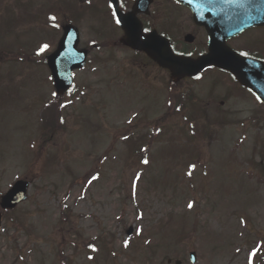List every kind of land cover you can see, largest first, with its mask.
Returning a JSON list of instances; mask_svg holds the SVG:
<instances>
[{
    "label": "rangeland",
    "instance_id": "obj_1",
    "mask_svg": "<svg viewBox=\"0 0 264 264\" xmlns=\"http://www.w3.org/2000/svg\"><path fill=\"white\" fill-rule=\"evenodd\" d=\"M24 2L16 8L18 0H0V193L16 180L31 182L29 201L1 228L0 264H114V254L116 264H189L190 251L196 264H247V251L264 241V108L240 91L224 97L231 87L217 73L173 86L169 74L142 56L92 47L87 67L74 75V96L81 98H62L70 101L66 127L47 129L41 142V102L54 91L42 58L55 42L34 24L50 12L47 1ZM170 5L159 0L148 22L159 30V21L176 18L169 35L179 45L193 26L186 12L171 14ZM90 14L78 25L79 48L94 43L95 26L87 24L107 30ZM253 39L243 46H254ZM44 42L50 51L30 64L1 58L31 57ZM177 95L183 109L168 116L166 102L177 106ZM159 121L162 135L154 139L151 127ZM141 149L147 151L136 154ZM135 173L141 175L133 194ZM92 175L99 178L86 183ZM63 205L71 212L65 221Z\"/></svg>",
    "mask_w": 264,
    "mask_h": 264
},
{
    "label": "water",
    "instance_id": "obj_2",
    "mask_svg": "<svg viewBox=\"0 0 264 264\" xmlns=\"http://www.w3.org/2000/svg\"><path fill=\"white\" fill-rule=\"evenodd\" d=\"M224 9L223 19L218 23L219 27L225 25L230 27L221 33L219 30H216L214 26H211L213 28L209 31V36L211 37L209 53L198 58L196 61L175 57L170 52L167 42L162 40L159 42L158 38L151 37L146 41H140L137 34L130 28H128V33L126 32L127 35L124 38V43L134 49L144 50L148 56L159 65L169 69L174 78L194 76L211 66L227 71L232 74L240 84L247 87L256 96H259L260 100L264 103V66L260 63L240 57L224 45L225 38L236 35L239 31L248 26L262 23L260 19L264 16H259V14L263 9L251 7L249 12L243 11V7H229ZM221 15L222 14L218 15V18ZM221 37L222 41L219 39ZM69 48H71V46H68L67 49ZM55 83L59 93H62L69 85L66 84L65 86L59 81ZM26 187V184L18 183L10 193L3 198V206L13 207L15 203L23 200L25 198L24 194Z\"/></svg>",
    "mask_w": 264,
    "mask_h": 264
},
{
    "label": "snow or ice",
    "instance_id": "obj_3",
    "mask_svg": "<svg viewBox=\"0 0 264 264\" xmlns=\"http://www.w3.org/2000/svg\"><path fill=\"white\" fill-rule=\"evenodd\" d=\"M89 3H91V0H88ZM192 0H189V3H191ZM218 3H227V4H236L240 7L244 6L245 0H203V3L200 6V10L201 11H214L216 5ZM107 8L109 10V18L110 20L116 25V26H121L124 23H129L130 25L132 24L131 21V17L128 14V9H127V5L125 3V0H107ZM48 21H49V26L53 29H59L61 27V25L59 23H57V19L58 17L56 15H49L48 16ZM150 29L148 28H144L143 32L147 33L149 32ZM51 47L50 43L48 42H44L38 45L37 49L34 52V56L35 57H42V55ZM180 55H183V53H180ZM188 55H191V53H188ZM240 56L242 57H247L249 54L247 52H240L239 53ZM74 75V73H72ZM52 77H49V79H51ZM202 77L201 75H196L194 77V79L196 80H200ZM65 91L68 92V95H71V87L69 86L68 88L65 89ZM51 96L53 98H56L58 96V93L56 91H53L51 93ZM257 100H260V97L257 96L256 97ZM67 103H70V101H67L66 103H61L59 104V107L64 108L67 106ZM169 103L171 104V101H169ZM179 110V109H177ZM61 123H63V119L61 118L60 120ZM127 137H125L126 139ZM144 151H147V149H145ZM143 164L147 165L149 163L148 159H144L142 161ZM196 164L192 163L189 165V171H188V175L191 176L192 172L196 169ZM140 173H135L133 176V181H132V189H133V194H135V188H136V184L137 182L140 180ZM99 177L98 175H92L90 179L86 180V183L91 184L93 181L97 180ZM194 201H190L187 204V207L189 209H192L194 207ZM142 218V214L140 216L137 217ZM243 223V221H242ZM142 230L141 229H137L136 232L137 234H139ZM129 241L125 240L124 241V247H128ZM89 248L92 249V251H96L97 249L95 248L94 245H87ZM262 248H264V241H261L260 243L256 244L255 247H253L247 256V264H253L254 261V257L257 255V252L260 251ZM240 250L237 249V252H239ZM89 259H92V257H89Z\"/></svg>",
    "mask_w": 264,
    "mask_h": 264
},
{
    "label": "flooded vegetation",
    "instance_id": "obj_4",
    "mask_svg": "<svg viewBox=\"0 0 264 264\" xmlns=\"http://www.w3.org/2000/svg\"><path fill=\"white\" fill-rule=\"evenodd\" d=\"M134 1V0H133ZM133 1H132V4H133ZM129 2H130V0H127V3L129 4ZM132 4H131V6H132ZM130 6V7H131ZM129 7V8H130ZM259 29H264V28H257V30H259ZM254 30L252 29V30H250V31H247V32H245L244 34H248V33H250V32H253ZM243 34V35H244ZM249 51L250 52H248V54L250 55V56H252V57H255V58H260L261 59V57L260 56H262V57H264V46L262 47V48H259V49H257V53L255 52V48H254V50L252 49V48H250L249 49ZM254 52V53H253ZM260 55V56H259Z\"/></svg>",
    "mask_w": 264,
    "mask_h": 264
}]
</instances>
